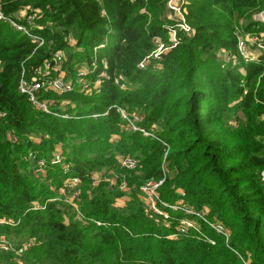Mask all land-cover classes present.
Returning a JSON list of instances; mask_svg holds the SVG:
<instances>
[{
  "label": "trees",
  "instance_id": "16d2710c",
  "mask_svg": "<svg viewBox=\"0 0 264 264\" xmlns=\"http://www.w3.org/2000/svg\"><path fill=\"white\" fill-rule=\"evenodd\" d=\"M22 1L0 0L7 15L19 11ZM32 1L29 6L44 13L43 21L63 29L50 30L39 20L35 33L54 44L45 42L29 58L36 43L0 21V112L5 113L0 117V221L5 220L0 241L5 237L17 243L12 250H0V264H264V182L259 177L264 141L258 140L264 136V57L248 62L240 57L237 66L227 67L217 60L219 49L239 55V32L222 23L226 18L219 13L256 7L258 0H194L186 16L194 32L178 34L158 71L140 66L153 48L152 37L167 35L156 20L150 27L140 24L146 15L135 9L146 0ZM70 30L88 50L82 59L89 70H103L104 61L107 68L98 90L90 82L95 71L86 77L90 92L76 87L64 95H43L53 112L68 115L62 117L35 108L20 93L19 81L23 68L29 79L51 61L54 54L45 47L57 52L66 43L62 33ZM99 45L103 47L95 51ZM76 65L73 61L70 67L77 70ZM67 100L71 105L63 108ZM234 101V110L243 115L240 128L228 134L217 112L230 110ZM114 105L142 116L144 127L162 121L165 135L159 136L170 147L166 159L163 143L129 131L115 108L103 115ZM32 136L42 139L36 143ZM115 136L120 139L113 140ZM57 149L63 164L70 165L68 171L49 164L46 177L36 176L23 160L34 151L50 161ZM122 156L138 161L131 171L142 173L139 192H122L121 182L133 183L125 175L117 178L119 189L107 182L94 185L91 174L123 168ZM162 161L170 162L174 175L166 176L161 200L207 210L210 220L229 230L231 248L205 223L201 232L174 237L178 220L187 216L183 211L167 210L172 216L168 226L156 222L140 187L164 177ZM73 177L82 181L80 218L53 200ZM36 203L44 208L34 210Z\"/></svg>",
  "mask_w": 264,
  "mask_h": 264
},
{
  "label": "built area",
  "instance_id": "2783aa9c",
  "mask_svg": "<svg viewBox=\"0 0 264 264\" xmlns=\"http://www.w3.org/2000/svg\"><path fill=\"white\" fill-rule=\"evenodd\" d=\"M134 1V0H132ZM178 7L177 3H172L171 8L176 9ZM35 13L30 11H25V9H20L19 11L13 13L12 15H7L5 11L3 10L2 3L0 2V21L7 22L11 25V27L17 31L20 32L30 39H32L33 42L36 43V46L39 48L44 43V38L40 35L35 33V30L39 29L40 26L38 23H36V20L34 19ZM264 17V16H263ZM185 19H183V22H178L179 28L181 32L184 34H192L193 28L192 26L188 25L186 21V16H184ZM34 22V24H33ZM238 37V53L239 56H241L246 62L248 61H257L259 57L256 56V54L248 52L247 51V42L245 39L237 34ZM177 37L173 41L172 44H170L169 48L175 47L177 45ZM103 47V45H99L95 48V51L98 50V48ZM63 61L62 55L59 53H55L53 55V59L51 61H47L42 66L38 67L35 70V73L31 76V78L27 79L25 76V69H22V75L19 81V91L22 94H25L28 96L30 102L32 105L37 108L38 110L46 113V114H54L56 116H62V117H68V115L64 114H58L53 112L50 109L49 101L46 99H43V95L47 93H55L58 95H64L69 92H72L75 90L76 87L80 89V91H87L90 92L92 89L89 87V82L87 81L86 77L91 73L95 72L96 70H87L86 72H79L77 74L78 79L75 81L71 79H66L63 77H52V76H46L45 73L47 70L52 69V62L60 63ZM145 62L142 61L140 63L141 67H144ZM104 69L101 71L99 78L95 82L94 89H100L102 80L106 77V68H107V62L104 61L103 63ZM2 70V63L0 62V73ZM118 83V81H115ZM246 93V92H245ZM111 108H115L116 111L121 115L122 119L126 123V127L131 132H138L142 134L145 137H150L152 139L158 140L161 143H163L165 147V155L164 159H166V155L170 150L169 145L162 140V138L157 133V126L156 124H152L150 127L146 128L142 126L143 117L138 114H129L125 109L118 107L114 105ZM110 108V109H111ZM108 109L103 115H108L109 110ZM5 113L0 112V117L4 116ZM99 115H93L94 118H97ZM11 137L16 140L17 137L14 133H11ZM45 137H48L46 135ZM31 139L34 138L33 136L30 137ZM41 137H35V140H38V142L41 140ZM24 162L28 164L31 171L36 176H42L46 177L47 170L49 164L55 165L59 164L62 165L65 171H68L70 168L69 164H63V157L61 154V150L57 149L54 153L53 157L50 159V161H47V159L40 157L37 152L29 151L23 158ZM121 165L124 168H127L129 170H134L138 166V161L131 157V156H122L120 158ZM92 182L94 185H97L99 182L96 181L93 177H91ZM166 176L164 174V177L161 180L158 181H148L141 187V192L143 194L144 201L146 202L148 209L151 211V213L155 216L157 223H163L167 226L170 224L172 216L167 210H173V211H183L187 216L185 218H181L178 220L177 223V230L178 233L174 235L176 237L177 235H186L189 234L192 231L201 232V226L200 221L204 222L207 226H209L211 229L216 231L218 234L223 236L225 239L227 245L229 246V239H230V233L227 230V228L221 223L217 221H211L207 218V214L205 211H196L188 206H181V205H170L168 203H165L161 200L159 191L161 187L165 183ZM81 179L79 177H73L67 179L64 184L60 187L58 191V195L54 201H61L65 202L73 207L74 210H76L79 213V206H78V200L80 195V186H81ZM121 190L126 189L125 183H122L120 185ZM44 207L40 206L39 204L33 205L34 210L43 209ZM80 218V213H79ZM5 220L0 221V224H4ZM100 224V223H98ZM211 243H214L211 241ZM1 248L7 250L8 247L4 244L3 240L0 242ZM23 249H20L19 252L21 253Z\"/></svg>",
  "mask_w": 264,
  "mask_h": 264
},
{
  "label": "rangeland",
  "instance_id": "374dc122",
  "mask_svg": "<svg viewBox=\"0 0 264 264\" xmlns=\"http://www.w3.org/2000/svg\"><path fill=\"white\" fill-rule=\"evenodd\" d=\"M193 1L194 0H146L145 6L138 7L135 9L136 13L138 12L140 14L142 13V14L146 15V20L142 21L140 23L141 25H144L145 27H150L151 26V23H150L151 20H156L157 22L160 23V24L156 25V26H158V28L162 27L163 30H167V35L165 37H161V35H156V36L152 37L151 44H152L153 48L143 60L146 64V67L149 66L152 71H158L159 68H161L160 62L162 59V55L168 51V48L170 46L169 44H172L173 41L178 36V34H180V32H181V30L179 28L180 23H178V22L184 21L183 20V19H185L184 16H187L189 6L193 3ZM31 2H33V1L31 0ZM31 2L29 0H24V1L20 2V4H22V7L20 9H25V11L28 10L30 12L35 13L34 19L36 20V23H38L40 20L43 22V25L47 26L50 30L55 31V30H62L63 29V27L61 25H59L57 22H51L49 20L43 21V19H44L43 14L44 13L40 9L33 10V7L29 6V4ZM172 3H177L178 7H176V9H172L171 8ZM163 4H165V7L162 6ZM148 7L150 8V10L148 9ZM155 7L157 8L156 10H154ZM219 15H221V16L224 15L226 18L225 20H222V23H225V24H228L229 26H231L234 29V32H239V35L245 39V41L248 44L247 45V51L248 52L256 54L257 57H260L262 55L264 57V29H263L264 0H258V5L256 7L249 8V9H242L240 11L230 9V11H226L224 13H219ZM42 17H43V19H42ZM187 23H188V25H190L189 22H187ZM7 24H9V23H7ZM33 24H34V22H33ZM73 31L74 30H70L69 32H67V34L62 33V35L64 36V41L66 43L62 44L63 47L61 49H57V52L54 51L55 50L54 48H52L50 50L49 47H45L46 51H49V52L52 51L53 52V53L51 52L52 54H55V52L59 53L63 57V61H61L58 64L52 65V69H49L46 71V73H45L46 76L63 77L66 79H71L75 76L76 72L79 74V72H83V71L86 72L87 70L90 69L89 68L90 65L87 64L86 62H84L82 59L83 53H88V50L84 46L78 44L77 39L74 37ZM45 42H46V40L44 39V43L40 47L44 46ZM53 44H54V41L52 39H49L46 42V45H49V46H53ZM39 48L36 46L33 50L34 52H31L28 55V57L31 58L30 56H32ZM217 53H218L217 60L223 66H226V67H227V65L237 66L240 63V59H241L240 57L241 56L234 54L235 52H230V51L225 50V49H219ZM73 61L76 62V64H77L75 66V68L77 67V70H73L70 67L71 62H73ZM101 71L102 70H100L99 68H96V72L93 74L94 77H91V79H90V82L92 83L91 86L95 85L94 82L97 81V79L99 78L98 76H100ZM240 72L244 73V75H245V70L240 69ZM77 79H78V77H76V80ZM76 80H74V81L76 82ZM262 81H264V78L262 79ZM118 83L120 84V81ZM123 87L124 88H131V86H127V84H124ZM92 88L93 87H90V89H92ZM245 92H247V89L245 90ZM69 104H70V101L67 100L65 103L62 104L63 108H65ZM72 105L74 106L73 102H72ZM237 105L238 104L236 101L230 102L228 105V107H231L230 110H229V108H227V109L222 108L223 110H219L217 112V119L222 120V126L225 130H227L228 134L231 132L237 131L241 125V120L238 121V117L240 116L242 118L243 114H242V111H240V110H238V111L234 110ZM139 111H140V109H139ZM260 119L264 120V114L262 115V117H260ZM161 122L158 121L157 123H155L157 126L156 131L158 132V134L165 135V133H164L165 130H164L163 124ZM121 130H123V129L121 128ZM118 138H119V136L118 137L115 136L113 138V140L117 141L120 139V138L119 139ZM32 140L35 141L36 143L38 142V140H35V136H34V138H32ZM258 140L261 142L264 141V136H258ZM232 144H237V143H232ZM162 168H163V173L165 174V176L169 175L171 178L173 177L174 173L171 172L169 161H166V162L162 161ZM121 175H125L127 179L131 178V181H133L132 185L129 187L127 186V183L125 181L121 182L120 185L122 183H125V185H126V189L123 190L122 192H124L127 195L130 194L131 192H134V191L139 192L138 188H139V185L141 184V182L143 180L141 178L142 173H140L139 171H136V170L131 171V170H127V168H124V167L123 168L120 167V169H106V168H104V169L99 170V171H94L91 174V177H93L96 181H98L99 182L98 184L103 183V182H107L108 184L110 183L113 187L118 188L119 180L117 182V178L120 177ZM259 177H260L261 182H264V171H262L259 174ZM110 184H109V186H110ZM120 185H119V188H120ZM164 187H166V186L163 185L161 187V190H163ZM178 193L180 195L181 194L183 195L184 191L181 189H178ZM63 204H65L66 206H68L69 208H71L73 210V207L71 205H69L65 202ZM78 206H79V204H78ZM203 211H205L206 214L208 215L207 210H203ZM207 218H208V216H207ZM214 221L220 222V221L215 220V219H214ZM201 223H204V222L200 221V226H201ZM1 240H3L4 244L8 247L9 250H12L13 248H15L14 244H17L14 242V240H12V242H11L10 240H8L5 237H3ZM229 241H230V239H229ZM225 243H226V241H225ZM226 245H227V243H226ZM228 247H230V245ZM8 249L5 250V249L1 248V246H0V250L9 251Z\"/></svg>",
  "mask_w": 264,
  "mask_h": 264
},
{
  "label": "crops",
  "instance_id": "0c3cea01",
  "mask_svg": "<svg viewBox=\"0 0 264 264\" xmlns=\"http://www.w3.org/2000/svg\"><path fill=\"white\" fill-rule=\"evenodd\" d=\"M125 200H127V199H125V198H124V199H121V200H120V203H121V204H124Z\"/></svg>",
  "mask_w": 264,
  "mask_h": 264
}]
</instances>
